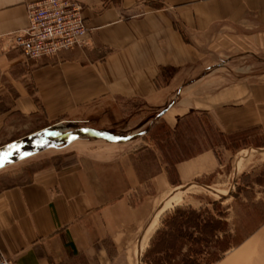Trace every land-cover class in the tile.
Returning a JSON list of instances; mask_svg holds the SVG:
<instances>
[{"label": "crops", "instance_id": "crops-1", "mask_svg": "<svg viewBox=\"0 0 264 264\" xmlns=\"http://www.w3.org/2000/svg\"><path fill=\"white\" fill-rule=\"evenodd\" d=\"M36 1L0 0V168L55 128L76 130L75 155L0 189V252L111 264L118 249L149 246L178 187L219 168L210 140L228 151L264 131V0H73L85 44L32 60L9 35ZM158 120L174 136L144 142ZM200 139L209 145L178 156ZM148 150L158 168L144 179ZM214 264H264V223Z\"/></svg>", "mask_w": 264, "mask_h": 264}, {"label": "rangeland", "instance_id": "rangeland-1", "mask_svg": "<svg viewBox=\"0 0 264 264\" xmlns=\"http://www.w3.org/2000/svg\"><path fill=\"white\" fill-rule=\"evenodd\" d=\"M254 62L255 59H252L242 65L249 66ZM263 65L257 61L258 74H261L264 69ZM75 131L74 128L72 130L66 127L55 128L49 133L46 143L40 141L32 149L12 155V158L5 160L4 164L6 165L0 168V189L26 182L34 171L44 166L62 167L71 163L74 159L75 147L72 144V146L67 145L66 142L75 136ZM174 134L173 128L163 120H158L150 128L144 142L151 144L156 139L168 141ZM210 141L212 145H217L219 168L214 173L200 179V183H193L188 187H178L176 190L178 199L175 201L179 204L162 213L161 223L162 219L166 218V214L172 213L177 207L197 210L213 209V201H222V207L229 213L227 217L229 227L232 232L237 229L238 239L241 240L264 223V131L259 130L251 133L249 137L241 140L238 146H233L228 151L222 146L225 142L224 138ZM42 144L52 147L44 148ZM207 145H209L207 142L203 143L200 139L194 145V150L191 148L192 150L189 152H180L178 156H187V154H192L195 150L205 148ZM171 154L173 159L177 158L172 152ZM144 155L147 161H139V169L141 176L147 179L157 170L158 163L152 150L146 151ZM153 159L156 160L155 164ZM162 161L164 160L162 159ZM164 164L163 162L162 165ZM170 204L171 202L168 206ZM219 208H221L220 205ZM161 227L163 226L161 225ZM233 248L235 247H231L228 251ZM147 249L148 247L143 249L139 261L136 259L132 261L136 256L137 249H118L114 253L111 264H143V257Z\"/></svg>", "mask_w": 264, "mask_h": 264}, {"label": "trees", "instance_id": "trees-1", "mask_svg": "<svg viewBox=\"0 0 264 264\" xmlns=\"http://www.w3.org/2000/svg\"><path fill=\"white\" fill-rule=\"evenodd\" d=\"M221 202L213 201V209L177 207L166 214L163 227L149 243L143 264H214L231 247L242 244L256 229L238 239V231H231L229 213Z\"/></svg>", "mask_w": 264, "mask_h": 264}, {"label": "built area", "instance_id": "built-area-1", "mask_svg": "<svg viewBox=\"0 0 264 264\" xmlns=\"http://www.w3.org/2000/svg\"><path fill=\"white\" fill-rule=\"evenodd\" d=\"M29 26L9 35L13 45L32 60L81 46L86 42L83 6L73 0H39L29 4ZM0 264H15L0 252Z\"/></svg>", "mask_w": 264, "mask_h": 264}, {"label": "bare ground", "instance_id": "bare-ground-1", "mask_svg": "<svg viewBox=\"0 0 264 264\" xmlns=\"http://www.w3.org/2000/svg\"><path fill=\"white\" fill-rule=\"evenodd\" d=\"M178 199V195H177V192H176V194L174 195V196H172V197H170L169 199H166V200H168L167 202H165V204L164 203H162V206L160 207L161 208V210L162 209H165L168 205H169V203L170 202H172V201H174V200H177ZM164 204V205H163ZM157 208V207H156ZM142 240V239H141ZM143 241V240H142ZM142 250H143V247L141 246V247H137V251H136V256L133 258V260L132 261H135V259L137 260V261H139L140 260V258H141V252H142Z\"/></svg>", "mask_w": 264, "mask_h": 264}]
</instances>
